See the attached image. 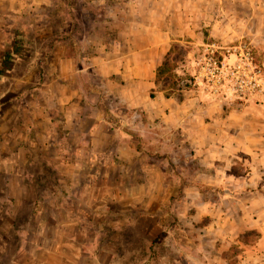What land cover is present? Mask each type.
<instances>
[{"label": "rangeland", "instance_id": "1", "mask_svg": "<svg viewBox=\"0 0 264 264\" xmlns=\"http://www.w3.org/2000/svg\"><path fill=\"white\" fill-rule=\"evenodd\" d=\"M93 1L0 0V264H154L158 253L168 251L159 240L166 234L163 229L171 222L167 214L176 202L152 200L151 191L145 190L151 186H140L135 180L155 176L152 164L166 175L167 164L173 162L177 176H189L208 163L219 166L225 158L238 163L249 158L246 153H228L209 159L207 153L196 155L194 147L185 153L177 147L175 159L167 153L134 152L124 146L109 155L93 154L86 138L72 135L76 115L71 106L80 92L70 88L71 97L65 100L58 86L64 80L56 68L61 67L62 44L66 54L71 53L66 58L74 59L68 66L81 59L87 62L93 54V45H84L87 30L102 29L101 20L104 24L109 15L104 5ZM238 1L224 0L223 12H234L239 18L231 31L213 36L209 28L196 27L194 35L185 34L181 42L173 43L170 68L158 82L165 95L178 99L184 91L210 95L195 83L181 88L183 80L195 76L196 62L207 43L249 42L264 69V0ZM212 9L207 11L210 16ZM92 19L93 26L85 24ZM73 43L88 57L78 52L73 56ZM16 49L22 54L11 57L10 63L3 61L6 53ZM86 76L78 80L83 82ZM167 77L168 83H163ZM83 92L97 95L88 88ZM260 103L264 95L236 103L223 101L227 110ZM131 132L136 136L135 130ZM261 183L255 189L264 194V175ZM207 188L205 197L217 200L215 190ZM256 209L260 212L264 205Z\"/></svg>", "mask_w": 264, "mask_h": 264}, {"label": "crops", "instance_id": "2", "mask_svg": "<svg viewBox=\"0 0 264 264\" xmlns=\"http://www.w3.org/2000/svg\"><path fill=\"white\" fill-rule=\"evenodd\" d=\"M210 1H93L109 14L104 24L101 20L102 29L87 30L84 45L91 43L93 54L87 62L81 59L68 66L74 59L66 58L62 44L61 67L56 68L64 80L58 86L65 100L71 97L70 88L80 92L71 106L76 115L72 135L86 138L93 154L109 155L121 146L134 152L167 153L171 159L177 147L184 153L194 147L196 155L207 153L209 159L215 154L222 158L228 153L249 154L248 159L238 157L243 163L225 158L222 165L208 163L189 176H177L173 162L167 164L166 175L152 164L155 176L135 180L151 186L142 188L151 191L152 200L176 202L167 214L171 222L163 229L166 234L159 240L168 251L158 253L154 264H264V210L256 209L264 205V194L255 189L264 175V103L227 110L219 98L198 91H184L182 99L165 95L166 89L158 88L156 81L173 43L181 42L185 34L207 27L210 35L220 36L238 22L234 12H223L224 0ZM257 1L255 5L263 6ZM212 8L210 16L207 11ZM94 23L92 19L85 24ZM73 52L87 56L79 47ZM86 74V80H78ZM84 88L97 95H85ZM207 186L219 195L217 200L205 197Z\"/></svg>", "mask_w": 264, "mask_h": 264}, {"label": "built area", "instance_id": "3", "mask_svg": "<svg viewBox=\"0 0 264 264\" xmlns=\"http://www.w3.org/2000/svg\"><path fill=\"white\" fill-rule=\"evenodd\" d=\"M196 67L194 83L220 100L236 103L264 95V69L249 42L207 43Z\"/></svg>", "mask_w": 264, "mask_h": 264}, {"label": "trees", "instance_id": "4", "mask_svg": "<svg viewBox=\"0 0 264 264\" xmlns=\"http://www.w3.org/2000/svg\"><path fill=\"white\" fill-rule=\"evenodd\" d=\"M20 54H22V50H17L16 49V50H13L12 53H9L8 52V53L5 54V56L3 58V61L10 63L11 62V57H15L16 55L19 56ZM169 55L170 54H168L167 58L164 60V62L162 63V65L157 70V79H156L157 82L160 81L161 75L166 70H168L170 68V63H169V60H168L169 59ZM168 81H169V78L168 77L162 79V82L163 83H168ZM193 83H194V79H192V78L185 79L182 82L181 88H185V89L191 88V86L193 85Z\"/></svg>", "mask_w": 264, "mask_h": 264}]
</instances>
